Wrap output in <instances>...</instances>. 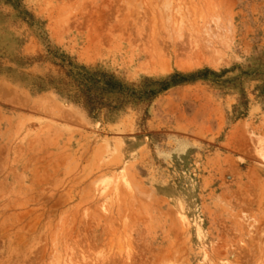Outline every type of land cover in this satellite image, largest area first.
Listing matches in <instances>:
<instances>
[{
  "label": "rangeland",
  "instance_id": "rangeland-1",
  "mask_svg": "<svg viewBox=\"0 0 264 264\" xmlns=\"http://www.w3.org/2000/svg\"><path fill=\"white\" fill-rule=\"evenodd\" d=\"M0 264H264V0H0Z\"/></svg>",
  "mask_w": 264,
  "mask_h": 264
},
{
  "label": "trees",
  "instance_id": "trees-1",
  "mask_svg": "<svg viewBox=\"0 0 264 264\" xmlns=\"http://www.w3.org/2000/svg\"><path fill=\"white\" fill-rule=\"evenodd\" d=\"M166 89H169V85L165 86Z\"/></svg>",
  "mask_w": 264,
  "mask_h": 264
}]
</instances>
